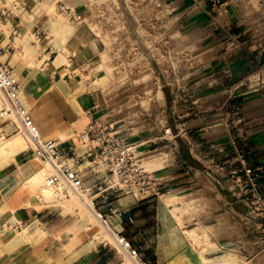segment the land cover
Returning a JSON list of instances; mask_svg holds the SVG:
<instances>
[{
	"label": "crops",
	"instance_id": "1",
	"mask_svg": "<svg viewBox=\"0 0 264 264\" xmlns=\"http://www.w3.org/2000/svg\"><path fill=\"white\" fill-rule=\"evenodd\" d=\"M257 1L222 0V4L214 5L213 0H170L169 12L176 27L183 30L185 41L192 49L191 55L198 58V63L187 67V72L192 81L190 86L199 91V98H194V101L185 105L188 110L186 113H174L170 117L176 121L195 124L201 122L199 129L203 132L200 137L208 140L205 143L215 151L231 149L233 135L210 123L230 116H239L240 121L246 122L255 150L264 142V85L241 87L243 79L264 66V28L261 27L264 23L261 12L264 6L260 0ZM60 5L61 8L64 5L73 7L84 18L80 21L82 25L79 29H85L83 35L73 33L68 39H64V35L60 34L55 38L51 15L41 0H17L16 7L21 12H13L11 17L0 14L1 56L6 55L5 60L27 79L28 101L34 103L49 87L54 88L45 94V101L36 109V121L40 129H44L42 132L46 136L57 138L64 148L72 145L76 152H83L84 149L77 146V139L73 136L74 123L80 117L79 110L87 111L98 105L94 115L90 116V121L92 118H100L114 123L121 136L131 140L136 138L133 141L140 142L139 147L143 152L156 151L159 154L155 160L162 159L163 164L152 171L159 178L162 192L143 197L127 190H119L113 200L115 209H132L134 221L123 224L125 233L141 247L150 261L152 258H172L175 251L183 249L179 244L169 251H163L159 243L169 231L168 222L163 220L165 211L152 212L147 208L158 200L165 201V196L169 193L201 200L205 208L201 217L211 219L208 226L213 227L212 234L220 248L225 247L229 242L228 238L242 242L243 240L238 239L243 236L242 229L238 227V218L242 220L244 213L237 207L244 198L239 190L238 180L228 177L218 165L214 167V172H206L205 169L193 166L189 160L180 158L182 149L178 143V133L172 136L163 134L164 129L160 124L165 116L163 105H155V111L142 123L141 130L118 110L122 104L118 94L111 96L101 88L92 86L89 91L77 96L80 107L73 105L70 92L79 89L80 79L74 70L64 74L62 68L67 67V64L59 65L57 59L60 55H66L76 67H85L90 61L101 59L106 46L91 26L92 21H103L89 11L84 0H61ZM26 13L28 16H25ZM26 28L42 42L34 51L37 53L35 63L30 61V56H27L21 43L22 33ZM32 43H36L34 39ZM46 54L50 56L45 58ZM43 59L44 64L37 67V62ZM62 80L66 86L60 89L57 84ZM238 85L240 86L237 87ZM231 91L236 96L230 100ZM235 102L241 104L238 114L230 111ZM110 105L113 107L109 108ZM173 106L179 107L178 104ZM194 107L198 108V112H195ZM158 108L162 110L159 112ZM190 109H194V112L189 111ZM105 112L106 116L102 115ZM168 117L167 115L166 118ZM151 123L155 125L151 126ZM18 129L20 128L15 122L8 118L0 121V136L9 137L17 133ZM61 130L65 132L64 137L60 136ZM186 136L188 145L183 150L193 158L205 153L196 133ZM240 136H243V132L235 138ZM7 149L9 151L11 147ZM96 152L85 155L81 160L84 162L86 158L91 159ZM7 155L0 157V210L14 198L26 180L43 167V161L36 155L32 145H18ZM106 172L96 174L92 183L85 180L94 187V192L100 186L108 184L110 174ZM99 204L101 209L109 211L102 204L101 198ZM44 205L43 209L35 205H20L13 212L14 224L12 215L5 222L0 221V264H128L121 258L114 244L100 241L89 246L90 241L84 235V221L79 214L65 212L64 207L57 203L48 205L44 202ZM1 216L0 213V220ZM228 216L235 218V232L230 235L231 230L224 220ZM127 224H130V230L127 229ZM17 230L22 233L21 237L17 235ZM152 233L157 234L152 238ZM149 242L155 244V253L147 251Z\"/></svg>",
	"mask_w": 264,
	"mask_h": 264
},
{
	"label": "rangeland",
	"instance_id": "2",
	"mask_svg": "<svg viewBox=\"0 0 264 264\" xmlns=\"http://www.w3.org/2000/svg\"><path fill=\"white\" fill-rule=\"evenodd\" d=\"M254 1L258 2L257 0ZM41 2L45 4L46 7H48L47 11L51 15V22L53 26L52 29L53 33H55V38H58L60 34H62L58 31L61 24H68L71 27V32L80 29L82 24H80L79 20H72L69 16H67L64 10L61 8V0H41ZM16 3L17 0H0V4H6L10 6L17 14L20 11L16 7ZM170 9V0H148L147 3L142 6V8H138L136 6L126 14L127 20H129L130 24H132V27H129V29H135L134 23L137 19L140 17L153 18L158 15L159 11L163 10V36L165 39L163 43V53H156L155 47H152L153 50L151 48V53H146V59L143 61V65L140 70H135L131 73L127 72V74H125L127 78H125L124 81H126V83L134 82L136 85H141V83H144L145 87L141 88V90L134 88L126 90V85H122V82H120V79H118L119 70L112 69V67L114 68L116 61L115 53H112V36L108 33H103L102 36L108 45V47L105 49V52L108 53L109 59L108 61L103 59L104 52L101 54V59L95 61L92 60L89 62V64L85 65V68H87L85 71L86 74L83 76H78L76 74L80 79V87L79 89L72 90L70 92L71 102H73L74 106H77V96L81 93L89 91L92 86L101 88L105 94L109 93L111 96L118 94L121 96L120 98L122 103L120 104L121 106H119L118 110H120L121 114L126 116L129 121H132L139 130L143 128L142 123L146 121L147 118L149 119L150 115L155 111V105L161 104L163 105L162 109L164 110L165 115L164 119L161 120L163 122L160 123L164 129L163 134L172 136L173 134L178 133L179 136L177 139L182 149V153L179 155L180 158L189 160L193 166L202 170L205 169L206 172H214V167H217L216 165H218L228 177L236 178L238 180L237 183L239 184V190L242 192L244 198L243 202H240L241 204H239L237 207L239 211L244 213L242 220L238 218V227L242 229L243 233V236H240L238 239L243 240L242 242L234 240L233 238H228L227 241L229 242L225 244V247L220 248L217 245L212 234L213 227L208 226L209 222H211V219L208 220L207 217H201L205 208L199 198L194 199L193 197L183 196L184 199L191 201L189 213H178L176 207L174 206L175 203L169 204L164 200L162 202L158 200L147 208H149L152 212H158L160 210L165 211V218L163 220L168 222L169 231L165 235V239L161 240L159 244L161 247H163L164 252L171 250L173 247L179 244L182 245L183 249L175 251V255L172 258H152L151 261L153 264L207 263V260L201 254L202 248L200 244L197 243L194 237H192V235L187 231V227L193 225H198L200 230H207L210 233V249L207 251V254L212 257L208 259L210 262L218 264L219 262L215 258L216 255L218 256L221 253L231 252L234 257H240L244 264H264V210L260 204H253L252 202L253 199H257L255 198L256 195L264 198V142H262L258 150H255V147L253 148L251 138L249 137V128L247 127L246 122L240 121L239 116L236 118L230 116L227 119L210 123L214 127H219L222 128V130L229 131L233 135L231 149L227 151H215L212 147L207 146V143H205V141L208 140L200 137V135H202L201 133L203 132V130L199 129L202 126L201 122L195 124L193 122L176 121L175 118L174 120L171 119L170 116L174 115V113H186L188 110H186L185 105L189 102L191 103L194 98L198 99L199 91L192 88L189 84L192 82L190 75L187 72V67L190 65L187 57L189 48L185 41L183 30L179 29V31L176 32V40L174 43L166 42V37L168 35L167 28L171 27V23H173L171 21V16H167ZM261 12H263L262 15L264 16V9ZM263 25L264 23L261 27H263ZM169 35H171V33H169ZM173 36L174 35L172 34V37ZM64 39H66V36H64ZM171 48L173 51H178L177 53H179L177 61L171 60L169 58V54L167 52H170ZM157 55L161 56L159 59L160 64L155 60V57H159ZM3 59H6V55L3 56ZM43 62L44 59L38 61L36 66L40 67L42 64H44ZM171 63L179 68V73L173 72ZM105 71H107V73ZM15 74L17 78L21 80L20 77L22 75L18 71H15ZM253 74L254 73L250 74L246 79H243L241 87L244 86V88H250L264 85L252 84L249 79L253 76ZM175 81H178L179 85L175 86L174 88L173 83H175ZM20 82L22 83V80ZM63 82L65 81L63 80ZM162 83L164 84L163 88L158 86ZM21 88L22 87H20V89ZM235 96V92H229L230 100ZM22 98L24 102H26L25 97L22 96ZM176 104H178L179 107L173 106ZM7 106L8 103L6 97L4 95L0 96V111ZM110 106L111 107L109 108L113 107V105ZM194 108H196L195 112H198V108ZM162 109L158 108V111L160 112ZM193 110L194 109H190L189 111L194 112ZM230 111L233 114L240 113L241 104L238 102L233 103V110ZM79 113L80 117L77 120L80 121V118H85V120L74 123L75 132L73 136L77 139V146L82 147L85 150L86 147L80 144L78 138L90 122V115L84 109L79 110ZM213 113H215V111H213ZM106 114L107 113L105 112L102 115L106 116ZM167 115L170 118H166ZM87 116L89 119H87ZM150 125L153 126L155 123H151ZM21 130L23 129L20 128L16 132ZM192 131L194 132L192 133ZM240 132H243V136L238 137V139L235 138V136H239ZM64 133V131H60V136L64 137ZM195 133L199 138L197 140H199L206 150L203 154H197V158H193L189 152L183 150L184 146L186 147L188 145V139L186 135H192ZM132 139L136 140V138ZM139 143L140 142L138 141L137 145H140ZM137 151L140 153L141 162L149 170H153L163 164V162H161L162 159H157V163L154 166L147 164V160L154 159L155 157L159 156L156 151L143 152L141 146L138 147ZM86 159L88 163L91 161L90 165L86 167L81 165L83 160H69V162L81 171L87 182L92 183L95 175L105 173L106 168L105 166L102 167V163L99 162L98 157L91 156V159ZM97 171L99 172L97 173ZM109 176L111 178V175ZM121 191L123 190H120L119 192ZM39 193L44 194L45 199L49 201H55V203L58 205H62L65 212L79 214L84 221V235L86 236L87 240L92 241L96 235H103L101 239H96V242L111 241L114 243V240L106 235L107 232H110L106 229L103 223L96 217L90 207L87 205L86 206L88 208L85 207V203H83L80 197L74 194L72 191H70V196L68 198L64 197V199H60L54 196L52 193L48 194V192H45V190L39 189L35 191L30 197V203H28V205H35L41 209L45 207L44 202L40 200ZM176 204L182 205L183 203L181 200H179ZM224 220L227 223L228 228L231 230H229V235L231 232H235V218L228 216ZM12 223L14 224V220ZM177 224L179 226H177ZM126 227L130 230V224H127ZM155 234L157 233H152L150 236L153 238L155 237ZM129 235H131L130 232ZM149 244L150 245H147L146 248L147 251L155 253V244L152 245L151 242H149ZM219 249L221 250L217 251ZM125 260L128 264H131L129 259Z\"/></svg>",
	"mask_w": 264,
	"mask_h": 264
},
{
	"label": "built area",
	"instance_id": "3",
	"mask_svg": "<svg viewBox=\"0 0 264 264\" xmlns=\"http://www.w3.org/2000/svg\"><path fill=\"white\" fill-rule=\"evenodd\" d=\"M147 1L84 0L89 11L103 21L102 23L92 21L91 27L95 34L103 40L106 48L108 45L102 35L108 33L112 36V53H115L116 59L113 69L119 70V72L117 71L118 79L122 85H126V89L141 90L145 87L144 83L141 85H136L134 82L126 83L124 79L127 78L125 76L127 72L140 70L146 59V53H151L152 47H155L156 53H163L165 40L163 10L153 18L140 17L134 23L136 28L129 29L132 24L126 18L127 12L136 6L142 8ZM213 3L214 5L222 4V0H213ZM260 3L264 6V0H260ZM62 9L71 19L83 21L84 18L78 15L73 7L64 5ZM13 12V9L8 5L0 4L2 16L11 17ZM167 16L170 17L171 13L168 12ZM171 18L173 23H171V27L167 28L166 42L174 43L175 34L180 28L176 27L175 20L172 16ZM188 48L189 66H195L198 63V58H194L191 55L192 49ZM177 52L171 48V51L167 53L171 60L177 61L179 54ZM157 56L159 57H155V60L159 63L161 56ZM171 64L173 72L179 73V68L173 63ZM249 80L254 85L264 84V66L259 68ZM175 85L178 86L179 82L175 81L173 86ZM158 86L163 88L164 84ZM20 87L21 82L17 78L14 68L3 59L0 48V88L8 103V106L0 111V121L3 118H8L10 121H14L19 128L24 129L32 139V147L36 155L42 161L50 162L53 165L55 172L49 175L47 182L53 187L54 196L60 199L68 198L72 191L90 207L114 237V243L111 241L106 243L114 244L123 260L129 259L131 264H153L145 257L141 247L136 245L125 233L123 224L126 221H134L132 209H115L113 205L115 194L119 190H127L143 197L159 195L162 192L159 178L154 171L146 168L141 162L140 153L137 151L139 147L137 142L121 136L114 123L106 122L100 118H92L78 138L80 144L86 147L85 150L76 152L72 145L64 148L57 138L46 136L42 132L20 95ZM97 107L98 105L92 106L87 110V113L93 116ZM94 151H97L94 156L98 157L99 162L111 175L108 184L105 187L100 186L97 192L93 191V186L86 183L81 171L69 162L70 158L80 161L85 155H93ZM39 197L48 205L55 204V201L45 199V195L42 193L39 194ZM99 198L102 199V204L109 211L100 208ZM255 198L257 199L252 200L253 204H260L264 210V198L257 195Z\"/></svg>",
	"mask_w": 264,
	"mask_h": 264
},
{
	"label": "bare ground",
	"instance_id": "4",
	"mask_svg": "<svg viewBox=\"0 0 264 264\" xmlns=\"http://www.w3.org/2000/svg\"><path fill=\"white\" fill-rule=\"evenodd\" d=\"M25 16H28V13H26ZM58 31L60 33H62L64 36H66V39H68L73 33H79V35H83L85 33V29L79 30V32H78V30H74L71 32V27L66 23L61 24ZM33 39L36 42L35 44L32 43ZM21 43L24 46V50H25L27 56L28 55L30 56V61L32 63H35V61L37 59V53H34V51H36V49L39 48L41 46V43H42L40 41L39 37L37 35L31 33L30 30L28 28H26L22 33ZM104 52L105 51H103V53ZM48 56H50V54H46L45 58ZM103 59H105V61H108L109 58H108L107 52L104 53ZM57 63L59 65L64 64V63L67 64V67L62 68L64 74H66V72H69L71 70H74L75 74H77L78 76H83L84 74H86L85 67L74 66L73 64H71V62L69 61V59L67 58L66 55H60L57 59ZM106 66H108V65H106ZM112 69H113V67H112ZM105 72L107 73V71H105ZM146 72H144V73H146ZM20 78L22 80V83H21L22 88L20 89V95H21V97L22 96L25 97L26 102H24V103L26 104L27 108L29 109L31 115L36 119V109L41 105V103L43 101H45L44 100L45 94L54 88L49 87L47 90L44 91L42 97H40L34 103H30L28 101L29 94L26 91L27 79L24 78L23 76H21ZM57 85H59L58 87L60 89H63V86L65 87L66 83L63 82V80H62ZM2 95H4V93L0 88V96H2ZM76 105H77V107H80L79 103ZM30 109L32 110V112ZM87 119H89L88 116H87ZM81 120H85V118H83V119L80 118V121ZM80 121L77 120V121H75V123L80 122ZM43 131H44V129H43ZM61 131L63 132V130H61ZM31 144H32V139L24 129L21 131H18L17 133H15L9 137H7L5 135H1L0 136V157L2 155L8 156L7 153L15 150L16 146H18V145H21L23 147V146H29ZM7 147H11V149L8 151ZM70 160L73 161L74 159L70 158ZM146 162L150 166H154L157 163V159L156 160H155V158L149 159ZM90 163H91V161H90ZM90 163H88L87 161H84V162H82L81 165L86 167ZM0 165H1V163H0ZM102 167H104L103 164H102ZM54 172H55V168L53 167V165L50 162L44 161L43 167L35 175L30 177L28 180H26L23 183L22 187L16 192L14 198L6 206H4L0 210V213L2 215L0 221L5 222L6 218L10 215H12V219L15 220L14 216H13V212L15 211V209L20 205H28V203H30V197L34 194L35 191L42 189V190H45V192H48V194L49 193L54 194L55 191H54L53 187L48 185V182H47L49 175L54 173ZM179 200L182 201V203H183L182 205L176 204L177 201H179ZM165 201L169 204L175 203L174 206L176 207V210L178 213H189L190 212L191 201L188 199H184L183 197H180L178 195L169 194L165 197ZM84 205H85V207H87L86 206L87 204H84ZM80 209H82V208H80ZM187 231L192 235V237H194L195 241L200 244V246L202 248L201 254L207 260V263H205V264H214L208 260L212 257H210L209 254H207V251L210 249V247H209V244L211 242V239L209 238L210 233L207 230H204V231L200 230L198 225H193V226L187 227ZM17 235L21 237L22 233L19 230H17ZM106 235H108V237H110L111 239L114 240L113 236L110 233L107 232ZM102 236L103 235H98V236L96 235L94 240L90 241L89 246L94 245V243L96 242V239H101ZM104 239H106V238H104ZM215 258L219 262L218 264H244L240 257H234L233 254H231V252L221 253L218 256L216 255Z\"/></svg>",
	"mask_w": 264,
	"mask_h": 264
}]
</instances>
